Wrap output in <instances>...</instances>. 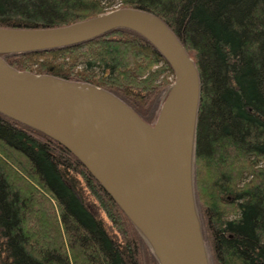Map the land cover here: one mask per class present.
Listing matches in <instances>:
<instances>
[{
  "label": "trees",
  "instance_id": "obj_1",
  "mask_svg": "<svg viewBox=\"0 0 264 264\" xmlns=\"http://www.w3.org/2000/svg\"><path fill=\"white\" fill-rule=\"evenodd\" d=\"M113 1L0 0V27L64 26L106 12ZM120 2L161 18L197 67L194 189L212 264H264V0ZM3 57L20 71L103 88L149 124L154 100L171 84V68L159 52L124 28ZM143 250L147 264H157L72 153L0 114L4 264H143Z\"/></svg>",
  "mask_w": 264,
  "mask_h": 264
},
{
  "label": "water",
  "instance_id": "obj_2",
  "mask_svg": "<svg viewBox=\"0 0 264 264\" xmlns=\"http://www.w3.org/2000/svg\"><path fill=\"white\" fill-rule=\"evenodd\" d=\"M124 28L164 58L173 80L153 124L113 93L53 75L20 71L4 55L50 50ZM199 73L158 16L116 8L51 28L0 27V114L72 153L122 210L158 264H211L194 189Z\"/></svg>",
  "mask_w": 264,
  "mask_h": 264
},
{
  "label": "rangeland",
  "instance_id": "obj_3",
  "mask_svg": "<svg viewBox=\"0 0 264 264\" xmlns=\"http://www.w3.org/2000/svg\"><path fill=\"white\" fill-rule=\"evenodd\" d=\"M116 8H122L120 0H114L111 3V5L106 10L109 11V10L116 9ZM79 67H81V66H79ZM163 76H161V78ZM167 80L172 83L173 76L172 75L168 76ZM164 96H165V91H161L159 93V95L156 97V99L154 100V102H153V104H152V106L150 108V113H149L150 116H149V118H150L152 124L155 122L156 113L158 112V110L161 107V104L163 102ZM89 199L92 200L91 197ZM197 209H198V201H197ZM198 211H199V209H198ZM205 243H206V246H207V249H208V252H209L210 262L212 264V256H211L210 248L208 247V243L206 242V240H205ZM150 251H151V249H150ZM142 257H143V264H147L145 250L142 251ZM4 262L7 263L6 258H4V256L0 253V264H4Z\"/></svg>",
  "mask_w": 264,
  "mask_h": 264
}]
</instances>
